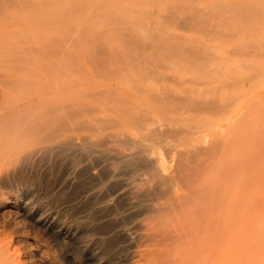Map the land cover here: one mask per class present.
<instances>
[{"label":"rangeland","instance_id":"374dc122","mask_svg":"<svg viewBox=\"0 0 264 264\" xmlns=\"http://www.w3.org/2000/svg\"><path fill=\"white\" fill-rule=\"evenodd\" d=\"M47 1L60 7L53 11L56 16L68 17L74 26L72 114L58 116L66 122L60 126L57 121L55 129L66 127L61 132L40 136L34 145L24 141L0 170V196L8 195L11 205V212L0 214V264L8 258L11 264H182L183 254L192 251L190 241L185 246L190 239L186 232L201 224L205 228L204 222L212 225V236L218 235L216 241L211 237L214 245L206 244L213 246L207 248L213 255L198 243L199 258L197 251L192 261L186 254L183 264L202 258L208 264H257L264 259L259 238L264 230L253 233L264 225L255 220L264 215V207L253 205L251 210H261L244 214L250 209L240 198L246 192L248 197L259 195L253 196L256 201L264 197V0H86L87 10L82 0ZM140 2L145 4L138 6ZM253 36L262 38L257 50ZM77 66L82 70L74 71ZM235 180L247 189L236 191ZM234 190L240 202L232 218L247 224H230L226 218V201ZM188 217L196 223L190 224ZM201 230L203 237L208 231L211 236V230ZM184 237L185 251L179 246ZM252 241H258L256 246Z\"/></svg>","mask_w":264,"mask_h":264},{"label":"bare ground","instance_id":"6f19581e","mask_svg":"<svg viewBox=\"0 0 264 264\" xmlns=\"http://www.w3.org/2000/svg\"><path fill=\"white\" fill-rule=\"evenodd\" d=\"M57 1V0H56ZM61 2H60V4L63 2V0H60ZM81 2V0H78V2ZM84 1H86V0H82V2H83V4L85 5L84 7H85V9H86V5H87V3L88 2H90L89 0L87 1V3L85 4L84 3ZM98 1V3H100V1L99 0H93V2H92V0H91V2H92V4L93 3H96ZM112 1H114V0H110V4H111V2ZM127 1H143V0H127ZM150 1H154V0H150ZM175 1H190V2H210V1H213V0H175ZM58 2V1H57ZM56 2V3H57ZM104 2H106V1H104ZM109 2V1H108ZM115 2H117V1H115ZM115 2H113V4L115 3ZM124 2H126V1H124ZM162 2H163V0H162ZM231 2V1H230ZM71 4V6H70V8L72 9V10H74L73 8H72V6H74L73 5V3H72V1L70 2ZM132 3V2H131ZM141 3V2H140ZM155 3V2H154ZM181 3V2H180ZM179 3V4H180ZM231 3H233V2H231ZM230 3V4H231ZM235 3H236V5H237V1L236 2H234V5H235ZM250 3V2H249ZM249 3H248V6H249ZM262 3V2H261ZM59 4V5H60ZM102 4H104L105 5V3H102ZM109 4V5H110ZM130 4V3H129ZM132 4H134V3H132ZM131 4V5H132ZM143 4H145V3H143ZM142 3H141V5L140 4H138V6H141L142 7V5H143ZM172 4V3H171ZM178 4V5H179ZM229 4V5H230ZM253 5L255 4V3H252ZM259 4V3H258ZM89 5H91V3L89 4ZM97 5H99V4H97ZM123 5V4H122ZM127 5V4H126ZM157 5V4H156ZM209 5V4H208ZM221 5H224V3L222 4L221 3ZM220 5V7H222ZM233 5V6H234ZM236 5H235V7H236ZM241 4H239V6H240ZM244 5H246V4H244ZM54 6H55V8H54ZM80 6H82V3H80ZM100 6V5H99ZM117 6V5H116ZM127 6H129V5H127ZM167 6H169V5H167ZM181 6V5H180ZM186 6V5H185ZM211 6H213V5H211ZM215 6V5H214ZM213 6V7H214ZM218 6H219V3H218ZM226 6V5H225ZM238 6V5H237ZM251 6V5H250ZM57 7H59V6H56V4L55 5H53V3L52 2H50V1H45V0H0V170H2L5 166L7 167L8 166V164H9V162H10V160L12 159V155H14V154H17V152H18V149L19 148H22V143L25 141H27V140H29V141H31V142H24V144H26V145H34L36 142H38V141H40V139H38L40 136H45V138H47V137H49L50 138V136L52 135V134H54V131L56 130L57 131V129H58V131H60V130H62L61 129V127L60 126H63L64 125V122H65V119H67L68 117H67V115L68 114H72L70 111V109L68 108V107H70L71 106V103H70V106H68V104H69V102H70V100H69V98H70V88H71V84H70V82H71V80H73V79H71L70 77H71V75H72V78L74 77L73 75V73H70V66H71V61H72V59H73V63H72V65L73 64H75V65H77V63H75L74 61L76 60V59H74V58H72L71 57V52H70V48H71V44H73V42L72 41H75L74 40V36L75 35H72L71 34V31H73L74 29V26L71 24V21H70V19H68V17H63V15H62V17H59V16H56L55 14H54V9H57ZM65 7V6H64ZM64 7H63V9H62V11L63 12H65V10L67 9V11L66 12H69L68 11V5H67V8L66 9H64ZM93 7V6H92ZM91 7V8H92ZM95 7H96V5H95ZM154 7L156 8V6H155V4H154ZM208 7V6H207ZM219 7V8H220ZM230 7V6H229ZM228 7V8H229ZM261 7H264V5H262ZM60 8V7H59ZM81 8V10H82V7H80ZM130 8H131V6H130ZM155 8H153V9H155ZM215 8V7H214ZM216 8H218V7H216ZM251 8V7H250ZM259 8V7H258ZM79 9V8H78ZM77 9V10H78ZM84 9V8H83ZM223 9V8H222ZM225 9H227V8H225ZM239 9H240V7H239ZM242 9V8H241ZM245 9V8H244ZM243 9V11H245V10H248L247 8L244 10ZM255 10H256V8H254ZM58 10V9H57ZM87 10V9H86ZM85 10V11H86ZM89 10V9H88ZM104 10V9H103ZM152 10V9H151ZM156 10V9H155ZM236 10H237V7H236ZM258 10V9H257ZM262 10H264V9H262ZM91 11H92V9H91ZM144 11L146 12V10L144 9ZM144 11H142V12H144ZM154 11V10H153ZM197 11V10H196ZM215 11V10H214ZM226 11V10H225ZM72 12V11H71ZM87 12V11H86ZM100 12V11H99ZM152 12V11H151ZM158 12V11H157ZM169 12V11H168ZM167 11H166V13H168ZM173 12V11H172ZM205 12V11H204ZM215 12H217V11H215ZM228 12V11H227ZM240 12V11H239ZM246 12V11H245ZM254 12V11H253ZM262 12H264V11H262ZM110 13V12H109ZM220 13V12H219ZM230 13V12H229ZM235 13V12H234ZM241 13V12H240ZM256 13V12H255ZM254 13V14H255ZM79 14H81V13H79ZM84 14V13H83ZM90 14V13H89ZM146 14H147V12H146ZM156 14H158V13H156ZM231 14V13H230ZM242 14V13H241ZM253 14V15H254ZM149 15V14H148ZM160 15H162L163 16V14H160ZM186 15V14H185ZM185 15H183L184 16V18H187V17H185ZM229 15V14H228ZM231 15H233V14H231ZM245 15V14H244ZM257 15H259V14H256V16ZM100 16V15H99ZM98 15H97V17H99ZM146 16V15H145ZM165 16V15H164ZM167 16V15H166ZM180 16V15H179ZM194 17H195V15H193ZM237 16L239 17V13L237 14ZM262 16H264V15H262ZM101 17V16H100ZM147 17V16H146ZM149 17V16H148ZM174 17H176V15L174 16ZM193 17V18H194ZM229 17H230V15H229ZM241 17V16H240ZM246 18H249V17H247V16H245ZM89 18V17H88ZM107 18V17H106ZM128 18V17H127ZM163 18H165V17H163ZM169 18V17H168ZM226 18V17H225ZM233 18H234V16H233ZM256 18V17H255ZM153 19V18H152ZM152 19H150L151 21H152ZM166 19V18H165ZM170 19V18H169ZM172 19V18H171ZM195 19V18H194ZM200 19H201V17H200ZM257 19H259V18H257ZM84 20V19H83ZM173 20V19H172ZM176 20L177 19H175V23H178V22H176ZM199 20V19H198ZM238 20H239V18H238ZM252 20V19H251ZM156 21V20H155ZM235 21V20H234ZM257 21H259V20H257ZM84 22H85V20H84ZM195 22V21H194ZM205 22H207V21H205ZM236 22V21H235ZM237 22H239V21H237ZM236 22V23H237ZM249 22H250V20H249ZM188 23V22H187ZM186 23V24H187ZM251 23H253V22H251ZM81 24V23H80ZM180 24H181V22H180ZM183 24H185V22L183 23ZM247 24V23H246ZM175 25V24H174ZM260 25V24H259ZM71 26H73L72 28H71ZM230 26V25H229ZM253 26V25H252ZM85 27V26H84ZM116 27H117V25H116ZM146 27V26H145ZM248 27H249V25H248ZM259 27V26H258ZM83 27H81L80 29H82ZM242 28H244L243 26H242ZM246 28V27H245ZM73 29V30H72ZM200 29V28H199ZM257 29V28H256ZM259 30H261L260 29V27L258 28ZM257 29V30H258ZM262 29H264V28H262ZM246 30H247V28H246ZM88 31V30H87ZM86 31V32H87ZM154 32V31H153ZM207 32V31H206ZM205 32V34H207ZM209 32V31H208ZM218 32V31H217ZM248 32V31H247ZM251 32V31H250ZM249 32V33H250ZM83 34H85L84 32H82ZM139 33V32H138ZM237 33V32H236ZM246 33V32H245ZM96 34H98V33H96ZM95 34V35H96ZM99 34H101V33H99ZM89 35V34H88ZM94 35V36H95ZM253 35V34H252ZM261 35V34H260ZM259 35V36H260ZM262 35H264V34H262ZM101 36H102V34H101ZM91 39H92V37L91 36H89ZM98 37V35L97 36H95V39L94 40H96V38ZM99 37H100V35H99ZM222 37H224V36H222ZM254 38H255V36H253ZM73 38V39H72ZM87 38V37H86ZM86 38H84V40L86 39ZM101 39H102V37H101ZM140 39V38H139ZM259 39H260V37H259ZM259 39L258 40H256V38L255 39H253V41L255 40V42L254 43H256L257 42V46H256V50L258 49L257 47H258V42H260L259 41ZM262 39V38H261ZM260 39V40H261ZM98 40V39H97ZM96 40V41H97ZM99 40H100V38H99ZM98 40V41H99ZM103 40V39H102ZM250 41V40H249ZM249 41H247L246 43L248 44V42ZM92 42V41H91ZM262 45H264V39H262ZM99 43V42H98ZM101 43V42H100ZM104 43V42H103ZM245 43V42H244ZM245 43V44H246ZM106 44V43H105ZM105 44H102V45H104V46H106ZM246 44V45H247ZM253 44V43H252ZM76 45V44H75ZM114 45H116V44H114ZM147 45V44H146ZM255 45V44H254ZM104 46H100L101 47V49H102V47H104ZM247 46H251L250 44L249 45H247ZM91 47V46H90ZM89 47V49H91L92 50V48H90ZM117 47V46H116ZM149 47V46H148ZM147 47V48H148ZM252 47V46H251ZM88 48V47H87ZM95 48H97L96 46H95ZM99 48V47H98ZM97 48V49H98ZM249 48V47H248ZM100 49V48H99ZM100 49V50H101ZM261 49V48H260ZM259 49V50H260ZM105 50V49H104ZM262 50H264V49H261V51ZM89 51V50H88ZM97 51H99V50H96L95 49V52H97ZM103 51V50H102ZM107 51V50H106ZM260 51V52H261ZM90 53H92L91 51H89ZM94 52V51H93ZM101 52V51H100ZM260 52H258V51H255V52H253V54H255L256 53V55L257 54H259ZM93 54H95V53H93ZM96 54H99V52L98 53H96ZM101 54V53H100ZM262 54V53H261ZM87 55H89V53L87 54ZM91 55V54H90ZM102 55V54H101ZM100 55V56H101ZM143 55V54H142ZM99 56V55H98ZM98 56H97V58H98ZM99 56V57H100ZM103 56V55H102ZM105 56V55H104ZM90 57H92V56H90ZM95 57V56H94ZM94 57L92 58V59H90V60H93L94 59ZM253 57H254V59H256L255 58V55H253ZM258 58L260 57V56H257ZM72 58V59H71ZM102 58V57H101ZM104 58V57H103ZM103 58L101 59V61L103 60ZM257 58V59H258ZM261 58H262V55H261ZM107 59L109 60V58L107 57ZM262 59H264V58H262ZM87 60V59H86ZM142 60V59H141ZM103 61H106V60H103ZM94 63H95V61H94ZM101 64H103L102 62H100ZM106 64H105V66H104V69H105V67L107 66V62H105ZM75 65H73V66H75ZM100 65V64H99ZM78 66H79V64H78ZM77 66V67H78ZM80 66H81V64H80ZM101 66V65H100ZM72 67V66H71ZM74 67V71H76V70H79V68L80 67ZM85 67V66H84ZM84 67H82L81 66V68H84ZM94 67V66H93ZM92 67V68H93ZM75 68H76V70H75ZM80 68V69H81ZM96 68V67H95ZM82 70V69H81ZM95 70H97V69H95ZM95 70H93V71H95ZM109 70H111V68L109 69ZM109 70L107 71V74H109ZM73 71V70H72ZM83 71H84V69H83ZM87 71V70H86ZM86 71H84V72H86ZM80 72V71H79ZM96 73V75H97V71H95ZM113 72V71H112ZM83 72H81V74H82ZM99 73V72H98ZM111 73V72H110ZM103 74H104V72H103ZM106 74V75H107ZM112 74V73H111ZM99 75H102V74H99ZM71 79V80H70ZM224 85V84H223ZM219 86V85H218ZM217 89V88H216ZM58 90H62L63 92H62V94H60V96L59 97H56L55 96V94H56V92L58 91ZM218 90V89H217ZM213 91V90H212ZM201 96V95H200ZM56 100H61L62 101V103H61V105H58V102H56ZM212 100H214V99H212ZM60 101V102H61ZM204 101V100H203ZM207 101V100H206ZM59 102V103H60ZM209 102L211 103V101L209 100ZM208 101H207V104L209 103ZM203 103V102H202ZM212 103H213V101H212ZM213 104H215V103H213ZM216 105V104H215ZM214 105V106H215ZM225 105H227L226 103H225ZM59 106H61L60 108L62 109V107H63V110L64 111H60V109H59ZM222 106V105H221ZM71 109H72V106L70 107ZM59 109V110H58ZM69 109V110H68ZM59 112H60V114H59ZM61 112H63V114H61ZM68 112H70V113H68ZM240 112V111H239ZM243 112V111H242ZM59 114V115H58ZM63 116V117H65V119H62L64 122H62V120H60V118L61 117H59V119H58V116ZM69 116V115H68ZM72 116V115H71ZM236 116V115H235ZM62 117V118H63ZM238 117H239V115H238ZM228 118V117H227ZM69 119H70V117H69ZM234 120H238V118H236L235 119V117L233 118ZM60 120V122H59V124L60 123H63L62 125L60 124V129L59 128H57V129H55V127H57V125L56 124H58L57 123V121H59ZM225 120V119H224ZM234 120H233V122H234ZM69 121V120H68ZM236 121L233 123V125H235V123H236ZM247 121V120H246ZM238 122V121H237ZM244 122V121H243ZM66 123V122H65ZM248 123V122H247ZM58 124V125H59ZM217 124V123H216ZM231 124H232V122H231ZM237 124V123H236ZM247 125V124H246ZM66 126H68V125H66ZM238 126V125H237ZM240 126V125H239ZM220 127H222V126H220ZM231 127V126H230ZM234 128H235V126H233ZM243 127H245L244 125H243ZM242 127V128H243ZM66 128V127H65ZM69 128V127H68ZM246 128V127H245ZM248 129V128H247ZM67 130V129H66ZM218 130H220V129H218ZM228 130H230V129H228ZM232 130V129H231ZM237 130V129H236ZM227 131V130H226ZM241 131V130H240ZM61 132V131H60ZM60 132H58V134L60 133ZM229 132V131H228ZM237 132V131H236ZM224 133V132H223ZM222 133V134H223ZM226 133V132H225ZM229 133H231V131L229 132ZM228 133V134H229ZM205 134V133H204ZM239 134V133H238ZM237 133H236V135H238ZM55 135H57V133L55 134ZM55 135H53V138H54V136ZM221 136H223V135H221ZM221 136H220V138H221ZM225 136V135H224ZM230 136V135H229ZM229 136H228V139H229ZM233 136H234V134H233ZM52 138V139H53ZM199 138H200V136H199ZM203 138H204V136H203ZM205 138H206V136H205ZM218 138H219V136H218ZM226 138H227V136H226ZM35 139V140H34ZM44 139V138H43ZM52 139H50V140H52ZM227 139V140H228ZM35 142H34V141ZM44 140H46V139H44ZM49 140V139H48ZM219 140V139H218ZM221 140V139H220ZM43 141V140H42ZM47 141V140H46ZM203 141H205V140H203ZM217 141V140H216ZM222 142H223V140H221ZM236 141V140H235ZM33 142V144H30V143H32ZM43 142H45V141H43ZM206 142V141H205ZM217 142H219L218 144H220L221 142L220 141H217ZM216 142V143H217ZM240 142V141H239ZM198 143V142H197ZM227 143V142H226ZM232 143H234L233 141H232ZM214 144H215V142H214ZM26 145H24V146H26ZM217 145V144H216ZM24 146H23V148H24ZM204 146H206L205 144L203 145V147ZM219 146V145H218ZM223 146H225V145H223ZM221 148H222V146H220ZM205 148V147H204ZM222 156V155H221ZM222 157H226L225 155H223ZM221 157V158H222ZM160 158V157H159ZM229 158V157H228ZM159 160H161V158L159 159ZM219 160V159H218ZM224 160H225V158H224ZM232 161V160H231ZM221 162V161H220ZM224 162V161H223ZM225 162H226V160H225ZM229 162H230V160H229ZM229 162H227V163H229ZM233 162V161H232ZM231 162V163H232ZM235 162V161H234ZM222 163V162H221ZM204 164V163H203ZM166 165V164H165ZM207 165V164H206ZM212 165V164H211ZM225 165H226V163H225ZM224 165V166H225ZM164 166V165H163ZM205 166V165H204ZM222 166V165H221ZM219 167H220V165H219ZM207 168H208V165H207ZM5 169V168H4ZM164 169V168H163ZM205 169V168H204ZM222 169V168H221ZM236 169V168H235ZM241 169V168H240ZM207 170V169H206ZM226 170H227V168H226ZM228 170H230V169H228ZM261 170V169H260ZM202 171H203V169H202ZM240 171H242V170H240ZM262 171H264V170H262ZM201 172V171H200ZM232 172V171H231ZM195 174V173H194ZM197 174V173H196ZM206 174H208V173H206ZM237 174V173H236ZM247 174V173H246ZM198 176L199 175H201V173L200 174H197ZM259 175V174H258ZM192 176H193V174H192ZM191 176V177H192ZM260 176H262L261 174H260ZM193 177H195V176H193ZM240 177V176H239ZM238 177V178H239ZM249 177V176H248ZM253 177V176H252ZM190 178V177H189ZM197 178V177H196ZM195 178V179H196ZM237 178V179H238ZM246 178V177H245ZM250 178H251V176H250ZM259 178H262V177H259ZM258 178V179H259ZM198 179V178H197ZM255 179V178H254ZM257 179V180H258ZM189 180V179H188ZM190 180H191V178H190ZM257 180H255V181H257ZM261 180H264V179H260V181ZM240 181H243V179L241 178V180ZM245 181V180H244ZM251 181V180H250ZM196 182V181H195ZM194 182V183H195ZM238 182V181H237ZM236 182V180H235V183H237ZM262 182V181H261ZM189 183H191V181H189ZM193 182H192V184H194ZM249 183V182H248ZM258 183V182H257ZM257 183H256V185H257ZM260 183V182H259ZM262 183H264V182H262ZM240 184H244V183H241L240 182ZM245 184H247V183H245ZM190 185V184H189ZM236 185V184H235ZM248 185V184H247ZM255 185V184H254ZM259 185V184H258ZM257 185V186H258ZM261 185V184H260ZM245 186V185H244ZM244 186H241L240 187V185L237 183V185H236V187H238L237 189H236V191H241V189H243V188H245ZM249 186V185H248ZM254 187V188H256V190L258 189V187ZM262 186H264V185H262ZM261 186V187H262ZM180 187V186H179ZM235 187V188H236ZM260 187V186H259ZM0 188H1V186H0ZM177 188V187H176ZM181 188H182V186H181ZM249 188V187H248ZM253 188V189H254ZM2 189V188H1ZM1 189H0V193L2 194V192H1ZM179 189V188H178ZM247 188H245V190H246ZM253 189H250V191L252 190L253 191ZM261 189V188H260ZM260 189H259V191H260ZM262 189H264V187H262ZM244 190V189H243ZM242 190V191H243ZM255 190V189H254ZM255 190V191H256ZM235 191V190H234ZM233 191V192H234ZM236 191H235V193H233L232 195V197L230 196L229 198H228V200L226 201L227 203H225V204H227L228 206H227V209H226V215H227V217L226 218H228L229 219V222H230V224H231V220H232V222L233 221H235V220H237V218L235 219V220H233V216H234V213H236V212H234L235 211V208H237V207H235V205L237 204V202H238V200H240V199H238L237 198V193H236ZM251 191V192H252ZM183 192H181L180 193V195L179 196H181V194H182ZM185 193V192H184ZM242 193H245V192H242ZM250 192H248V194H249ZM236 194V195H235ZM239 195L241 194L240 192L238 193ZM247 192L245 193V194H243V195H240V198H241V196H242V202H243V204H244V206L246 205V208L248 207V211H249V209H250V207L252 206V207H254L253 205H261L262 207H264V200H262V198H264V197H262V196H260V200L259 199H257V201L256 200H254L253 199V196L256 198V197H258L259 195H257V193H256V195L257 196H255V195H253L252 197H248L247 195ZM252 194H254V193H252ZM9 200L10 199H8V195H1L0 196V214H4V213H9V212H11V205H10V203H9ZM12 200V199H11ZM204 200V199H203ZM262 200V201H261ZM240 202V201H239ZM239 202H238V205H239ZM257 202H260V203H257ZM224 203V202H223ZM242 206V205H241ZM240 206V207H241ZM239 207V206H238ZM251 207V208H252ZM259 206H257L256 207V209H250V211L249 212H244V214L245 213H250V212H252L253 210L255 211H258V209H260V208H258ZM242 208V207H241ZM258 208V209H257ZM218 209V208H217ZM225 209V208H224ZM245 209V208H244ZM195 210V209H194ZM203 210V209H202ZM211 210V209H210ZM261 210V209H260ZM201 211V210H200ZM219 211V210H218ZM243 211V210H242ZM247 211V210H246ZM195 212V211H194ZM197 213V212H196ZM205 213V212H204ZM203 213V214H204ZM218 213V212H217ZM222 213H223V211H222ZM239 213H241V211L239 212ZM193 214V213H192ZM210 213H208V215H209ZM212 215V214H211ZM239 215V214H238ZM248 215V214H247ZM189 216V215H188ZM218 216V215H217ZM235 216H237V214L235 215ZM240 216V215H239ZM191 217V216H190ZM190 217H188V218H190ZM206 217V216H205ZM208 217V216H207ZM233 217V218H232ZM242 217H244L243 216V214L241 213V218ZM12 218V217H11ZM187 218V219H188ZM195 218H196V216H195ZM195 218L193 217L192 219H194L195 220ZM209 218V217H208ZM216 218V217H215ZM245 218H247V217H245ZM245 218H244V220H245ZM191 218H190V221L192 220ZM206 219V218H205ZM249 219V218H248ZM251 219H254V218H251ZM257 219V221L258 220H260L259 222H261L262 221V223L261 224H264V215H262V214H260L258 217H255V220ZM194 220H192L191 222H190V224L192 223L193 225H194V223H196V222H194ZM203 220V219H202ZM241 220H243V219H241ZM240 220V217H239V220H237V221H241ZM254 220V221H255ZM8 221V220H7ZM188 221H189V219H188ZM196 221V220H195ZM201 220H199V222H200ZM205 221V220H204ZM210 221V220H209ZM218 221V220H217ZM221 221V220H220ZM246 221H248V220H246ZM246 221H242V222H240V223H242V224H244V223H246L247 224V222ZM249 221H251L250 219H249ZM182 222H185L184 220L182 221ZM198 222V221H197ZM206 222H208V221H206ZM211 223H212V221H210ZM238 222V223H239ZM244 222V223H243ZM219 223V222H218ZM234 223V222H233ZM233 223H232V225L231 226H233ZM236 223V222H235ZM200 224H201V222H200ZM208 224H210V223H208ZM208 224H205V222H204V225H205V228L203 227V225L201 224V226L202 227H198V230L200 231L201 229H207V230H211V228H212V225L210 226V225H208ZM213 224V223H212ZM215 224V223H214ZM227 224H229V223H227ZM245 224V225H246ZM260 223H258V225H261ZM181 225V224H180ZM183 225H185V223L183 224ZM192 225V227L193 228H195L194 226ZM197 225V224H196ZM195 225V226H196ZM209 227H208V226ZM221 225H223L222 223H221ZM245 225H242L243 226V228H247ZM257 225V226H258ZM187 226V225H186ZM189 226V225H188ZM207 226V227H206ZM216 227H217V225H215ZM227 227H231L230 225H226ZM241 226V227H242ZM245 226V227H244ZM262 226H264V225H261V226H259V227H256V230L253 232V233H256V231L261 227V232H262V230H264V227H262ZM181 227V226H180ZM197 227V226H196ZM211 227V228H210ZM209 228V229H208ZM217 228H219V226L217 227ZM223 228V227H222ZM186 229V228H185ZM187 230V229H186ZM197 230V229H196ZM193 231L192 229L188 232H186L187 234H188V236H187V238L189 237V235H190V239H191V237H192V239L190 240V239H188V241H187V244L185 243L186 242V240H187V238H186V240H185V237H184V242H183V245H179V246H182V247H179V249L181 250V248H182V250H184L185 251V249H186V247L187 246H189L188 245V242L190 241V245H191V248H190V250H192V251H189V252H191V253H188V252H186V254L188 255L189 254V256H187L191 261H192V259L194 258V256H195V253L194 252H196V256H195V258H197L198 256H197V254H198V250H200V249H198V247H200L199 246V244L201 243V246H203V245H206L207 244V241H209L210 242V245H214V241H216L215 239H213V238H217L215 235H217L215 232H216V230L214 231V233L215 234H213V236H215V237H213L212 236V230L210 231L211 232V236H210V234H207L206 233V237H203L204 236V234H205V231H203L202 232V230H201V232H199L198 230L197 231ZM218 231V230H217ZM224 231V230H223ZM180 232V231H179ZM194 232V233H193ZM240 233H242L241 231H239ZM261 232L259 231V235H261ZM184 234V235H182V236H185V235H187V234ZM195 233H196V235H195ZM198 233H201L200 235L202 236V233H204L203 234V236L202 237H199V236H197V234ZM183 234V233H182ZM193 234H194V236H193ZM219 234V233H218ZM241 235V234H240ZM258 235V236H259ZM262 235H264V234H262ZM261 235V236H262ZM199 237L198 239L196 238V237ZM208 236H210V237H208ZM218 236V235H217ZM243 236V235H242ZM253 236V235H252ZM256 236V235H255ZM211 237H212V239L214 240V241H212V239H211ZM196 239V241H195V239ZM204 238V239H203ZM207 238H210L211 239V241H212V243H211V241H210V239H207ZM260 238V241L261 242H264V239H262V238H264V237H259ZM194 239V240H193ZM203 239V241H201ZM183 241V239H180V241ZM206 240V241H205ZM191 241H192V243H193V246H192V243H191ZM204 241H205V243H204ZM197 242V244H195ZM209 242H208V245H206V246H203V252L206 250L207 251V253L208 254H210L211 256L213 255L212 253H213V251L212 252H209L208 250H207V248H209V249H211L213 246H210L209 245ZM214 242V243H213ZM255 242V241H254ZM253 241H252V244L254 243ZM257 243H258V241H256ZM182 243V242H181ZM199 243V244H198ZM257 243H254V245L255 244H257ZM184 244H186L185 246H184ZM260 244V243H259ZM258 244V245H259ZM195 245H198V247L197 246H195ZM253 245V246H254ZM253 246H252V248H253ZM256 246V245H255ZM261 246V245H260ZM3 246H1V248H2ZM190 247V246H189ZM189 247H187V248H189ZM205 247V248H204ZM0 248V249H1ZM5 248H8V247H4L3 248V251L4 250H7V249H5ZM196 249H198V250H196ZM202 250V249H201ZM213 250V249H212ZM187 251V250H186ZM205 251V252H206ZM211 251V250H210ZM254 249L251 251V252H249L248 254V256H250L251 255V257L250 258H253V256H252V254H254ZM258 251V250H257ZM6 252H9V251H6ZM183 252V251H182ZM181 252V253H182ZM262 252H264V251H262ZM200 253V252H199ZM206 253V254H207ZM250 253H252V254H250ZM260 253V252H259ZM258 253V254H259ZM186 254L184 255L183 254V263H185V262H188V261H186V259H187V257H186ZM190 254H192L191 256H190ZM200 254H202V253H200ZM205 254V255H206ZM11 255V254H10ZM204 255V254H203ZM262 254L260 253V256H261ZM181 256V259H182V255H180ZM11 257V256H10ZM191 257V258H190ZM262 257H264V256H262ZM12 258V257H11ZM186 258V259H185ZM199 258V257H198ZM206 258H208V256L206 255ZM205 258V259H206ZM211 257H209L208 259H210ZM261 258V257H260ZM9 259L10 258H8V259H5V261H4V264H11L10 263V261H9ZM13 259V258H12ZM257 258L255 257V260H256ZM188 260V259H187ZM201 259H198V260H196V259H194V262H196V263H191V261H189V263L190 264H197V262L199 261L200 263H198V264H202L204 261H203V258H202V260L200 261ZM261 260H264V259H261ZM260 260V262H264V261H261ZM181 260H180V262H182ZM206 262L207 261H209V260H205ZM251 261H253V259L251 260ZM259 261V260H258ZM202 262V263H201ZM206 262H204V264L206 263ZM258 263L257 262V264H261V263ZM182 263V264H183ZM209 262H207L206 264H208ZM252 263V262H251ZM188 264V263H187ZM253 264V263H252Z\"/></svg>","mask_w":264,"mask_h":264}]
</instances>
